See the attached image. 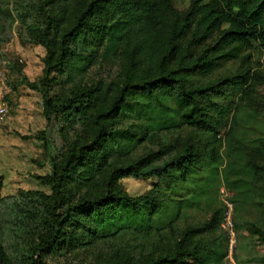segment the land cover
Masks as SVG:
<instances>
[{
	"label": "trees",
	"instance_id": "1",
	"mask_svg": "<svg viewBox=\"0 0 264 264\" xmlns=\"http://www.w3.org/2000/svg\"><path fill=\"white\" fill-rule=\"evenodd\" d=\"M173 1L90 0L63 28L56 49L50 46L44 84L33 88L43 93L49 119L61 116L65 132L81 126L84 136L70 144L60 164L54 163L52 175L42 179L52 185L54 196L63 197L66 190L73 196L64 213H52L45 250H88L125 233L159 232L180 217V207L192 198L174 201L161 185L168 183L176 194L186 195H206L212 189L214 176L204 185L199 178L204 158L218 170L219 137L233 129L229 103L237 107V100L251 98L252 71L247 65L209 84L199 85L194 79L244 54L250 64L253 43L264 50V0H193L184 12L175 10ZM124 54V80L114 90L99 84L49 96L47 80L54 72L74 82L98 64L120 61ZM173 103L178 112L171 108ZM131 117L140 124L119 127ZM183 128L199 134L201 142L187 140L177 156L163 164L157 163V156L167 147L134 159L135 151L160 133ZM247 174V179L226 178L227 188L243 202L252 199L257 180L253 168ZM130 177L157 178L158 189L129 197L118 184ZM2 187L0 182V204ZM217 220L195 233L215 230L221 226L220 220L215 225ZM250 233L264 242L259 228ZM184 241L173 252L143 264H226L225 247L201 252L186 248ZM0 258L7 260L1 246Z\"/></svg>",
	"mask_w": 264,
	"mask_h": 264
},
{
	"label": "rangeland",
	"instance_id": "2",
	"mask_svg": "<svg viewBox=\"0 0 264 264\" xmlns=\"http://www.w3.org/2000/svg\"><path fill=\"white\" fill-rule=\"evenodd\" d=\"M90 0H0V246L6 261L0 264H143L158 256L173 252L184 241L189 249L201 252L225 247L226 264H264V242L253 236V227L264 232V50L253 43L251 63L245 54L239 60L217 68L213 73L194 79L196 84H209L236 75L243 67H251V98L229 103L232 131L226 129L219 137L215 152L219 155L216 170L204 158L201 184L213 177L212 189L207 194L198 191L192 195L176 194L165 183L161 190L170 199L191 202L180 207V217L167 222L159 232L146 235L125 233L88 250L67 251L64 248H46L52 225V213L61 215L73 199L70 192L54 196L52 185L42 180L53 173V165L60 164L71 143L84 136L81 126L64 131L61 116L48 118L43 93L33 87H42L50 46L56 49L60 33L84 10ZM193 0H174L179 12L188 10ZM206 2L208 0H205ZM101 63L77 81L66 74L53 73L47 80L49 96L70 93L79 86H109L114 90L124 80V61ZM239 105V107H238ZM171 108L178 112L176 104ZM140 124L133 117L119 127ZM45 138V139H44ZM197 144L202 138L192 129L162 132L153 141L140 146L134 153L136 161L163 147L158 164L177 156L187 140ZM257 174L253 197L243 202L240 195L226 186V178L247 179V171ZM119 187L129 197L139 198L158 189L157 178H125ZM208 185H205L207 187ZM219 214V215H218ZM218 217L221 226L215 230L200 231ZM192 262V261H190Z\"/></svg>",
	"mask_w": 264,
	"mask_h": 264
},
{
	"label": "built area",
	"instance_id": "3",
	"mask_svg": "<svg viewBox=\"0 0 264 264\" xmlns=\"http://www.w3.org/2000/svg\"><path fill=\"white\" fill-rule=\"evenodd\" d=\"M0 115H1V116H4V115H5V109L2 108V109L0 110Z\"/></svg>",
	"mask_w": 264,
	"mask_h": 264
}]
</instances>
